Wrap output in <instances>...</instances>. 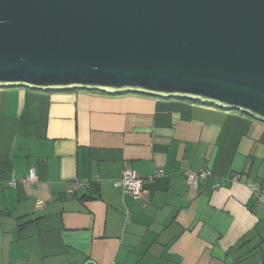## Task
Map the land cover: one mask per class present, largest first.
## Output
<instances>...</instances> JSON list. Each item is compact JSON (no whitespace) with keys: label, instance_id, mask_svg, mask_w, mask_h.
Segmentation results:
<instances>
[{"label":"crops","instance_id":"crops-1","mask_svg":"<svg viewBox=\"0 0 264 264\" xmlns=\"http://www.w3.org/2000/svg\"><path fill=\"white\" fill-rule=\"evenodd\" d=\"M125 168L139 198L115 186ZM189 171L210 175L193 189ZM76 180L93 183L70 194ZM252 184L264 192V123L236 111L0 88V264H264Z\"/></svg>","mask_w":264,"mask_h":264},{"label":"water","instance_id":"water-1","mask_svg":"<svg viewBox=\"0 0 264 264\" xmlns=\"http://www.w3.org/2000/svg\"><path fill=\"white\" fill-rule=\"evenodd\" d=\"M0 88L138 94L264 123V0H0Z\"/></svg>","mask_w":264,"mask_h":264},{"label":"built area","instance_id":"built-area-1","mask_svg":"<svg viewBox=\"0 0 264 264\" xmlns=\"http://www.w3.org/2000/svg\"><path fill=\"white\" fill-rule=\"evenodd\" d=\"M161 172H158L159 174ZM210 175L209 172L207 171H202V172H185L184 177H185V182L186 185L190 188L197 189L199 186V183L206 179ZM238 179V176H234L232 178L233 181H236ZM36 180V174L34 173L33 169L29 170V174L27 178L21 181L22 184H28L32 183ZM91 181H83V180H76L72 182L68 188V192L70 194H75L79 191H82L84 189H88L91 185ZM143 179H141L138 174L131 170L130 168H125L122 171V176L120 180H118L115 183V186L121 187L126 193L130 194L134 198H139L140 194L142 192L143 188ZM10 187H15L16 183L15 181H11L9 183ZM219 185H216L218 187ZM250 191L252 193L253 198L259 203L262 204L264 203V192L259 188L257 185H250ZM42 207V202L38 201L36 203V208L40 209Z\"/></svg>","mask_w":264,"mask_h":264}]
</instances>
